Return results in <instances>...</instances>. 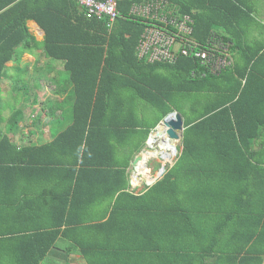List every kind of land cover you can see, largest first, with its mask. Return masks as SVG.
<instances>
[{
	"label": "trees",
	"instance_id": "trees-1",
	"mask_svg": "<svg viewBox=\"0 0 264 264\" xmlns=\"http://www.w3.org/2000/svg\"><path fill=\"white\" fill-rule=\"evenodd\" d=\"M140 1L117 0L118 14L108 30L105 18L86 17L75 0H0V79L6 62L19 60L24 52L41 51L61 62L69 78L64 82L74 84L75 125L58 138H79L46 146L73 142V158L40 160L46 167L72 173L73 188L62 219L41 226L43 230L26 226L18 232L33 231L25 236L45 239L51 234L50 245L64 235L86 264H262L264 23L256 17L260 8L254 0H170L192 16L195 39L204 41L215 31L231 44L233 64L218 75L202 76L203 66L191 57L180 56L174 63L138 58L136 44L144 24L129 9ZM30 19L44 30L42 41L29 32ZM253 27L258 32L249 37ZM85 77L89 79H79ZM173 110L184 117L182 148L173 165L165 164L161 178L135 194L129 190L125 167L145 145L150 127ZM151 112L157 117L149 123ZM6 143L0 140V188L6 186V168L24 161L10 144L16 153L6 167V155H1ZM97 152L103 154L95 159ZM119 153L124 161L109 159ZM83 179L91 193L96 192L92 199L100 196L108 203L104 212L85 215ZM2 195L1 211L6 207ZM0 234H6V228ZM24 259L36 264L42 257ZM19 262L23 264V258Z\"/></svg>",
	"mask_w": 264,
	"mask_h": 264
},
{
	"label": "crops",
	"instance_id": "crops-1",
	"mask_svg": "<svg viewBox=\"0 0 264 264\" xmlns=\"http://www.w3.org/2000/svg\"><path fill=\"white\" fill-rule=\"evenodd\" d=\"M261 4H258L259 13L264 11V8L261 9ZM27 26L29 32L38 41H42L44 30L31 19L27 21ZM257 32L258 29L253 27L249 37ZM40 53L41 51L24 52L19 60L7 61L0 79V140L9 141L6 143V150H3L1 155H6V167L11 166L8 164L10 162L8 159L12 152L16 153V150H12L10 146L12 144L20 151L21 158H24V161L18 165L19 167L12 170L6 168V186L0 188V193L5 194L2 198L6 201V207L0 210V230L6 228V234H0V264H20V258H23V264H33L31 260L24 258L40 255L42 259L36 264H86L79 249L64 235L59 234L54 243L50 245V239L53 237L51 234H48L45 239L42 235L34 238L25 236L31 232L35 233L33 231L18 232V229L26 226H30V230H43L41 226L54 224L62 219L61 215L66 209L67 195L73 188L72 173L57 166L46 167L47 165L41 163L40 160L43 157L55 160L73 158V142L71 144L65 142L67 144L64 147L60 143L52 148H46V146L54 140H79L73 136L74 134L58 138L66 128L75 125L74 84L64 82L69 78L67 73L62 72L61 62ZM64 88L67 89L66 92L62 91ZM8 97L12 99L6 100ZM156 117L155 113L151 112L148 122H154ZM182 118L184 120L183 116ZM150 128L152 132L155 127ZM182 136L183 132L181 140ZM140 151L135 153L125 167L129 177V190L135 194L145 189L139 191L136 188L131 174L133 168L135 169L133 160ZM97 153L95 159L103 154ZM109 159L125 160L121 153L110 156ZM161 164L165 167L166 162H161ZM134 178L137 179L138 176ZM154 182L147 183L146 187ZM80 190L81 200L87 197V202H81V206L87 204L83 207L88 208L85 215H97L106 210L108 207L106 200L99 195L95 200L92 199L96 192L91 193L85 179L81 182ZM47 242H49L48 248L46 247L45 253H41ZM262 264H264V259Z\"/></svg>",
	"mask_w": 264,
	"mask_h": 264
},
{
	"label": "built area",
	"instance_id": "built-area-1",
	"mask_svg": "<svg viewBox=\"0 0 264 264\" xmlns=\"http://www.w3.org/2000/svg\"><path fill=\"white\" fill-rule=\"evenodd\" d=\"M88 18H105L108 30L118 14L117 0H75ZM129 14L144 27L136 44L139 59L174 63L180 56L194 58L205 74L218 75L233 64L230 43L212 31L204 40L193 37V18L170 0L133 2ZM192 74H195L192 71Z\"/></svg>",
	"mask_w": 264,
	"mask_h": 264
},
{
	"label": "water",
	"instance_id": "water-1",
	"mask_svg": "<svg viewBox=\"0 0 264 264\" xmlns=\"http://www.w3.org/2000/svg\"><path fill=\"white\" fill-rule=\"evenodd\" d=\"M184 130V120L182 115L173 110L172 112L168 113L154 128L152 132H150L145 146L141 149V151L135 156L133 160V164L135 166V173L141 170V162L144 158V155L150 154L153 151V146H156L157 136L161 135L165 132L171 139L178 140L181 138V134ZM182 148V147H181ZM160 176L165 172V167L161 166ZM136 175V174H135ZM158 178V177H157ZM156 179L153 180V182ZM151 183V182H150Z\"/></svg>",
	"mask_w": 264,
	"mask_h": 264
},
{
	"label": "rangeland",
	"instance_id": "rangeland-1",
	"mask_svg": "<svg viewBox=\"0 0 264 264\" xmlns=\"http://www.w3.org/2000/svg\"><path fill=\"white\" fill-rule=\"evenodd\" d=\"M256 5L257 4H261V9L264 8V0H254ZM256 17L261 20L262 22H264V11L261 13H256ZM3 97V94L1 95ZM12 98L8 97L6 98V100H11ZM18 102V100H17ZM159 144L156 146V148L158 149L156 154H151V156L146 160V173H135V169L133 168V172L131 171L132 174V181L134 182V184L136 185V188L140 191L143 190L146 186L147 183L152 182L154 179H156L157 177V173L161 167V162H163V158L160 156L159 151H162L164 149L170 148L169 146L171 145L170 141H165V140H160L158 142ZM181 147V138L178 139L177 144H175V154L171 157V159L169 161H165L166 162V166L171 165L177 154L179 153V149ZM164 162V163H165ZM170 162V163H169ZM165 166V167H166ZM150 168V169H149ZM151 170V171H150ZM136 174V175H135ZM134 176H138V178H134ZM153 177V180H152Z\"/></svg>",
	"mask_w": 264,
	"mask_h": 264
},
{
	"label": "bare ground",
	"instance_id": "bare-ground-1",
	"mask_svg": "<svg viewBox=\"0 0 264 264\" xmlns=\"http://www.w3.org/2000/svg\"><path fill=\"white\" fill-rule=\"evenodd\" d=\"M156 139H157L158 142L160 140H165V141H170L171 142V145L169 146L170 148H167V149H164L162 151H159L160 156L163 158L162 159L163 163L165 161H169L171 159V157L175 154V150H176L175 144H177L178 140L171 139L165 132H163L161 135L157 136ZM158 144L159 143H157V145ZM156 146H153V151L150 154L144 155V158H143V160L141 162V170L138 171V173H145L146 172V160L151 156V154H153V153L156 154V152L158 150L156 148ZM161 166H163V165L161 164ZM161 169L162 168L160 167V169H159V171L157 173V176L160 175ZM152 180H153V177H152Z\"/></svg>",
	"mask_w": 264,
	"mask_h": 264
}]
</instances>
